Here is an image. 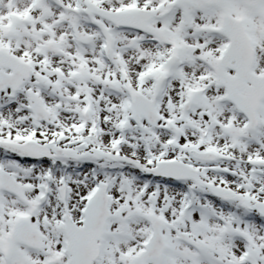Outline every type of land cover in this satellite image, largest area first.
<instances>
[{
    "label": "snow or ice",
    "instance_id": "snow-or-ice-1",
    "mask_svg": "<svg viewBox=\"0 0 264 264\" xmlns=\"http://www.w3.org/2000/svg\"><path fill=\"white\" fill-rule=\"evenodd\" d=\"M0 264H264V0H0Z\"/></svg>",
    "mask_w": 264,
    "mask_h": 264
}]
</instances>
